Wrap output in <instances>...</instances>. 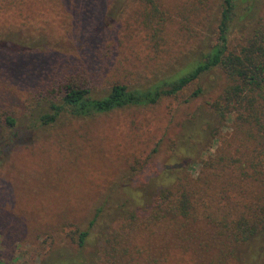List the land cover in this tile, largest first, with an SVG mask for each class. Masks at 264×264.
Masks as SVG:
<instances>
[{"label":"rangeland","instance_id":"374dc122","mask_svg":"<svg viewBox=\"0 0 264 264\" xmlns=\"http://www.w3.org/2000/svg\"><path fill=\"white\" fill-rule=\"evenodd\" d=\"M235 4L228 43L239 48L264 32V0ZM221 5L0 0V42L25 50L0 59V117L15 119L13 126L0 120V264H104L113 255L147 264L159 256L154 227L126 238L116 216L150 208L159 191H173L176 175L196 176L199 161L231 138L229 119L208 107L226 78L208 74L146 106L89 116L63 110L47 124L36 117L68 82L98 97L115 82L146 85L170 75L215 43ZM196 87L202 91L191 96ZM179 253L169 248L162 264H185Z\"/></svg>","mask_w":264,"mask_h":264},{"label":"trees","instance_id":"16d2710c","mask_svg":"<svg viewBox=\"0 0 264 264\" xmlns=\"http://www.w3.org/2000/svg\"><path fill=\"white\" fill-rule=\"evenodd\" d=\"M236 1L222 0L215 43L201 56L174 67L170 75L152 78L146 85L115 82L98 97H92L88 88L68 82L62 86L59 100L49 99L48 111L36 117L47 124L63 110L73 116H89L125 106H146L208 74L226 78L208 107L217 120L229 119L231 138H222V144L199 161L196 176L176 175L173 191H159L150 208L141 213L125 210L116 216L115 223L126 238L135 228L149 233L154 227L150 233L158 237L159 256H150L147 264H162L169 248L180 252L183 257L179 260L185 264H264V32L256 31L239 48L229 47L228 23ZM24 52L18 43L0 42L3 61ZM201 91L196 87L191 96ZM0 120L8 126L15 124L8 115ZM113 233L110 239L116 237ZM85 237V231L78 233L79 246ZM104 264L132 262L113 255Z\"/></svg>","mask_w":264,"mask_h":264}]
</instances>
